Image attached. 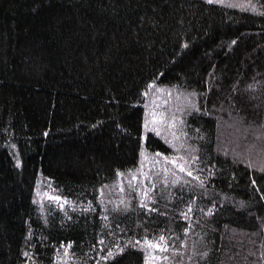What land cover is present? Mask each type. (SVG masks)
I'll list each match as a JSON object with an SVG mask.
<instances>
[{
  "label": "trees",
  "instance_id": "16d2710c",
  "mask_svg": "<svg viewBox=\"0 0 264 264\" xmlns=\"http://www.w3.org/2000/svg\"><path fill=\"white\" fill-rule=\"evenodd\" d=\"M146 257L264 264V0H0V264Z\"/></svg>",
  "mask_w": 264,
  "mask_h": 264
},
{
  "label": "snow or ice",
  "instance_id": "6c2138e0",
  "mask_svg": "<svg viewBox=\"0 0 264 264\" xmlns=\"http://www.w3.org/2000/svg\"><path fill=\"white\" fill-rule=\"evenodd\" d=\"M233 6H238V5H233ZM249 87H251V85H250ZM191 95H192V96H195V93H192ZM190 107H192V108H197L196 103H195L194 100H192V101L190 102ZM197 110H199V109H197ZM153 119H156V117L153 116ZM144 126H145V129L148 128V121H145V125H144ZM160 155H163V154L161 153ZM165 158L167 159V157H165ZM19 163H20V162L17 161V164H19ZM173 163H176V161L173 160ZM181 169L183 170V166H182V165H181ZM188 174H189V175H192L191 172H189ZM134 178H135V177H134ZM253 183H255V181H253ZM145 195H147V193H145ZM149 198H150V197H149ZM55 199H59V197H55ZM184 231L187 232L188 229H184ZM164 239H165V237H164L163 235H161V236L159 237V240H160V241H163ZM137 243L139 244V243H141V242H140V241H137ZM144 243H147L150 247L160 248V249L163 250V246H162L159 242H156V241H153V240H148L147 237L145 238ZM70 246H71V242H69V247H70ZM65 251H67V249H65ZM160 259H165V257H160ZM154 260H155V257H152L153 264H154ZM145 264H149V258H148V257L145 258Z\"/></svg>",
  "mask_w": 264,
  "mask_h": 264
}]
</instances>
